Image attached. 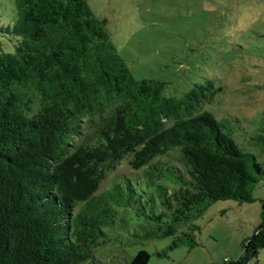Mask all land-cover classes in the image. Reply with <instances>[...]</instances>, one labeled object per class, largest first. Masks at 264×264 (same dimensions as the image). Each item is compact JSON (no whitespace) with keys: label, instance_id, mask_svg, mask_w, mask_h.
<instances>
[{"label":"trees","instance_id":"16d2710c","mask_svg":"<svg viewBox=\"0 0 264 264\" xmlns=\"http://www.w3.org/2000/svg\"><path fill=\"white\" fill-rule=\"evenodd\" d=\"M14 6L13 50L0 52V264H148L147 250L128 251L140 237L192 246L176 234L212 202L253 201L264 167L246 148L264 152V135L205 108L212 81L176 97L135 79L86 0ZM172 150L176 161H156ZM125 158L141 173L97 194ZM241 246L228 264L264 248V200Z\"/></svg>","mask_w":264,"mask_h":264},{"label":"rangeland","instance_id":"374dc122","mask_svg":"<svg viewBox=\"0 0 264 264\" xmlns=\"http://www.w3.org/2000/svg\"><path fill=\"white\" fill-rule=\"evenodd\" d=\"M92 15L104 21L112 44L135 79L164 83V93L181 96L193 84L212 81L220 90L205 106L218 119L239 118L248 134L264 135V0H86ZM16 19L14 0H0V52H11L15 39L6 31ZM246 150L264 167L260 146ZM170 151L156 161H176ZM176 163V162H174ZM128 158L102 181L104 193L121 177L139 175ZM253 201L217 200L191 220L196 242L169 249L174 236L140 237L130 255L147 250L148 264H228L242 253L243 239L260 222L264 173L251 191ZM123 236H127L124 231ZM113 235V234H112ZM129 237V236H128ZM127 237V238H128ZM109 242L104 253L113 256ZM158 252H165L159 256ZM106 260H109L106 258ZM264 264V248L248 264Z\"/></svg>","mask_w":264,"mask_h":264}]
</instances>
